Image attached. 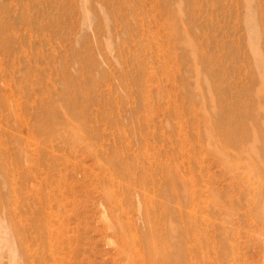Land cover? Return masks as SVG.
<instances>
[{"label": "rangeland", "instance_id": "1", "mask_svg": "<svg viewBox=\"0 0 264 264\" xmlns=\"http://www.w3.org/2000/svg\"><path fill=\"white\" fill-rule=\"evenodd\" d=\"M262 84L264 0H0V264H264Z\"/></svg>", "mask_w": 264, "mask_h": 264}, {"label": "bare ground", "instance_id": "2", "mask_svg": "<svg viewBox=\"0 0 264 264\" xmlns=\"http://www.w3.org/2000/svg\"><path fill=\"white\" fill-rule=\"evenodd\" d=\"M262 85H264V84H262ZM263 111H264V109H263ZM257 132L261 133L258 130H257ZM258 135H261V134H258ZM258 141L261 142L260 140H258ZM254 147L251 145L250 146V149H253ZM247 148H248V146H247ZM256 151L259 152L258 149H256ZM213 152L216 153V154H218V155H220V156H223L224 155L222 149L221 150H216L215 149V150H213ZM260 158H262V159H260ZM223 160H225V158H223ZM251 160H252V165L253 166L256 165L259 168V174L262 175V176H259V174H258V176L262 179L263 176H264V167H259L257 164H258V161H260V164L264 166V157H261L258 154H254ZM230 166H232V164H230ZM256 173H257V171H256ZM168 174H169V171H168ZM263 216H264V214H263ZM168 220H169V218H168ZM147 222H148V228H147V230H145L142 238L141 237H138L135 234H132V236H131L132 240H134L133 242L136 243V242L140 241L141 245L143 246V247H141V248H143L142 251L138 249L137 250V253H136V255H137L138 259H139V260H137L138 263H145L147 261L150 264H183L184 263V259H183L182 256L179 257V256H176V255H174L172 253L169 254V248H171L169 246V234L173 237V235H175V233H177L178 228H176V227H170L169 228V225L167 227H165V229H166V238H167V241L166 242L167 243L161 244V241L159 239L158 227L155 226V223H153L150 220L149 217H148ZM263 222H264V220H263ZM127 227L128 226H126L123 223H121V221L117 220V229H119L124 234L125 238H127L126 235L128 234V231H129V229H127ZM197 228H198V232L196 231ZM184 229L186 230V232H189V233H190V231H192L193 234H194V236L199 241V243L201 242L200 241V235H199L200 228L195 223H188L187 225L184 226ZM50 235H52V234H50ZM201 235H203V234H201ZM57 242H58V240L55 239V242L53 243V245H51L52 246L51 250H54V251L56 250V248L59 246V243H57ZM131 245H132V243H131ZM128 247H129V245H128ZM128 247H127V253L129 251V248H130V247L129 248ZM214 249H215V247H214ZM125 253H126V251H125ZM50 255L52 257V260L50 262H49V259L47 257H45L44 255L42 256V255L39 254V256H35L36 257V260H34V263H36V261L37 262L39 261L40 264H59L58 261L60 262L61 258H57L52 253H50ZM127 255H129V253ZM127 255H125V256H127ZM125 258H128V257H125ZM62 259H63V257H62ZM40 260H42V261H40ZM216 262H217L216 264L219 263L218 262V259H216ZM34 263H32V264H34ZM17 264H20V263H17Z\"/></svg>", "mask_w": 264, "mask_h": 264}]
</instances>
